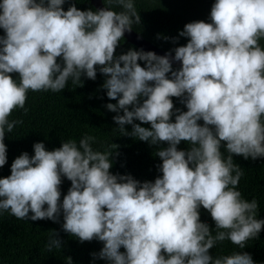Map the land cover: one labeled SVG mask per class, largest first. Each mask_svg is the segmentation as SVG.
Masks as SVG:
<instances>
[{"label":"clouds","instance_id":"1","mask_svg":"<svg viewBox=\"0 0 264 264\" xmlns=\"http://www.w3.org/2000/svg\"><path fill=\"white\" fill-rule=\"evenodd\" d=\"M102 3L81 10L71 0H0V168L8 161L6 133L23 124L9 117L16 109L27 114L29 91L59 93L69 79L83 86L82 77L95 81L99 71L101 88L116 101L107 111L117 113L123 135L155 148L160 175L142 182L113 174L115 144L94 150L92 135L53 150L35 142L34 155L22 152L0 178V213L62 217V230L80 243L103 244L92 256L107 264H255L246 251L210 250L224 241L244 249L264 230L258 201L238 190L244 173L233 159L264 158V0H215L210 22H189L178 37H163L187 39L164 55L135 48L117 55L141 16L134 0ZM181 142L188 147L179 149ZM63 178L71 186L61 200ZM61 247L53 231L46 248Z\"/></svg>","mask_w":264,"mask_h":264},{"label":"trees","instance_id":"2","mask_svg":"<svg viewBox=\"0 0 264 264\" xmlns=\"http://www.w3.org/2000/svg\"><path fill=\"white\" fill-rule=\"evenodd\" d=\"M71 2L77 3L81 10L95 7L90 0ZM134 2L141 16V24L133 25V30L158 47L169 51L185 45L187 39L179 37L177 43L173 44L171 39L166 41L163 37H178L184 25L189 22L199 20L210 22V10L215 0H134ZM67 7L68 3L64 5V9L67 10ZM115 10L120 11L119 8ZM158 34L161 37L159 39ZM0 35H4L2 29ZM120 43L116 50L117 55L129 48L140 49L125 38ZM261 44L264 46V40ZM140 63L143 66V62ZM17 77L18 74H14V78ZM82 81L83 86L74 85L69 79L66 88L59 93L28 92L25 104L27 114L21 109H16L9 117L10 121L22 119L23 124L17 125L12 133H6L4 143L7 145L8 161L0 168V178L10 175L11 163L22 152L34 155L35 142H44L47 150H53L70 138L79 143V139L85 134L97 138L96 143L92 145L94 150L104 151L109 145L115 144L111 150L118 153V156L114 154L112 158L113 167L110 171L113 174H130L142 182L154 181L156 176L160 175L156 166L161 161L155 156V148L149 146L147 142L123 135L119 131V125L113 120L117 113L107 111L105 105L116 101H110L101 88L104 77L98 71L95 81L84 77ZM173 102L177 108L186 111L177 98H173ZM119 114L122 115L123 112ZM124 127L127 132L132 131L131 125ZM187 147L184 142L178 146L179 149ZM221 151L224 152L223 148ZM224 155L226 157L227 153L224 152ZM233 159L244 173L238 186L242 198L248 201L255 198L259 205L257 218L264 219V158L253 161L251 158L245 160L241 156H234ZM70 186L71 182L63 178L61 200ZM200 212L201 221L206 222L215 235V225L210 214L202 208ZM62 223V217L60 222L56 223L51 220H20L8 212L0 213V264H66V257H71L73 264H107L106 261L94 259L92 256V253H99L103 247L101 242L93 240L80 243L75 236H70L62 230ZM53 231L59 233L62 247L48 251L46 245ZM121 251L124 249L121 248ZM243 251L252 255L255 264H264V230L260 232L258 239L247 241L244 249L224 241L211 249L210 254L220 256Z\"/></svg>","mask_w":264,"mask_h":264},{"label":"water","instance_id":"3","mask_svg":"<svg viewBox=\"0 0 264 264\" xmlns=\"http://www.w3.org/2000/svg\"><path fill=\"white\" fill-rule=\"evenodd\" d=\"M90 1L95 6V8H101L104 6L102 0H90ZM124 38L128 42L134 44L140 49H143L144 51H154L157 55H164L166 52H168L167 50L158 47L157 45H155L145 37L141 36L134 30L131 33L126 32ZM173 65L179 66V62H174Z\"/></svg>","mask_w":264,"mask_h":264}]
</instances>
